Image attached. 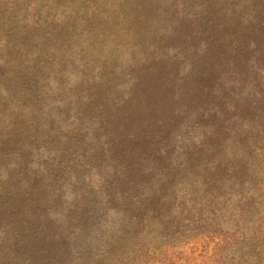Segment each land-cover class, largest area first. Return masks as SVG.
Returning a JSON list of instances; mask_svg holds the SVG:
<instances>
[{
    "label": "rangeland",
    "instance_id": "374dc122",
    "mask_svg": "<svg viewBox=\"0 0 264 264\" xmlns=\"http://www.w3.org/2000/svg\"><path fill=\"white\" fill-rule=\"evenodd\" d=\"M0 264H264V0H0Z\"/></svg>",
    "mask_w": 264,
    "mask_h": 264
}]
</instances>
